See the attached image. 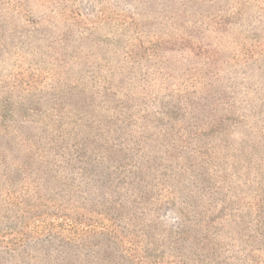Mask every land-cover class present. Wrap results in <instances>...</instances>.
<instances>
[{"label":"rangeland","instance_id":"374dc122","mask_svg":"<svg viewBox=\"0 0 264 264\" xmlns=\"http://www.w3.org/2000/svg\"><path fill=\"white\" fill-rule=\"evenodd\" d=\"M50 86L69 91L61 149ZM133 104L177 160L110 113ZM0 105L27 131L5 136L18 186L0 183V264H264V0H0ZM48 152L79 188L51 215L62 239L22 234Z\"/></svg>","mask_w":264,"mask_h":264},{"label":"trees","instance_id":"16d2710c","mask_svg":"<svg viewBox=\"0 0 264 264\" xmlns=\"http://www.w3.org/2000/svg\"><path fill=\"white\" fill-rule=\"evenodd\" d=\"M50 101H51V106L49 108L46 109V114L50 117L49 121L51 122L53 131L51 132L54 135H57V137L54 139V136L51 137L52 140H54V146L58 147V148H62L63 146H67L69 144V142L71 141V138L65 134V132H63L62 128H64V117L66 114L65 108H66V104H65V98L66 95L69 94V91H65L64 90V86H50ZM110 89H105L104 92H102L101 96H103L104 101L108 102L110 101L109 99V95L107 94V92ZM42 90H39L38 94H34L36 96V98H40V96H44V93L42 92ZM42 95H41V94ZM70 93H72V96L75 97V94L79 95L80 92H73L71 91ZM75 93V94H74ZM95 93V91H94ZM114 99V98H113ZM48 101V100H47ZM178 101V98H177ZM138 104H133L132 106H128L127 108H125L124 106H118V108L114 109L113 111H111L110 113H113L115 115V117H119L122 114H124L125 109L129 112L128 117L129 119V125L133 126V128L131 129V131L136 134H144L143 136L145 137H152L154 139H158L161 140L162 142L159 143V145L162 147L163 150L158 149V151H160V155H159V159H161L164 154V151L168 152L169 148L175 152L171 153V156L177 160V157L174 155V153L179 156V152H176L177 150L174 148L175 145L168 141L167 139L161 137H156L158 133V126L155 125V119H150L147 118L149 113H152V110L150 107H148V105L145 106H141L139 108H137ZM5 109L4 106L0 105V110ZM183 109V110H182ZM180 112L181 114L183 113H188L191 114V109L186 108V105H184L183 103H181V108H180ZM7 119H3L0 120V183H5L7 186H11V193L12 194H16L15 189L18 186L17 183V173L18 170L17 169H12V167L10 166V162L9 164L7 162H5L7 160V158H9V153H14L16 148L15 146L9 145V143H11L10 141L8 142L7 139L5 138L7 133H10L12 131V128L14 130H16V134L17 139H20L23 135L25 136L24 132L27 133V131H25L24 128H21L20 126L18 127V130L16 129L17 127H13V125H9L10 123L6 122ZM157 121V120H156ZM187 126H185L184 130L186 132V135H191V137L193 136L195 129L191 128L192 125L190 124H186ZM15 126V125H14ZM16 126H18L16 124ZM55 128H57L58 130H54ZM23 130V131H22ZM27 130V128H26ZM62 130V132L60 131ZM22 132V133H21ZM206 135H209V133H205ZM57 139V140H56ZM23 140V139H22ZM153 140V139H152ZM36 144L37 143H30L29 145H31L32 147L36 149ZM59 144V145H58ZM67 144V145H66ZM6 147H9V151ZM26 147V146H23ZM33 148V149H34ZM11 149H13V152L11 151ZM27 149V148H26ZM60 149H56L55 151L58 154H63L64 151L60 150ZM34 151V152H35ZM55 152H48V170L50 173H52L51 177L52 179L50 180V182L52 183L51 185H49V189L53 190L50 191L49 189L46 191V188H43L44 191L41 190V188L38 186L36 188V190L34 191V193H28L26 195V198L23 200V203H21L20 205V216H22L25 219H31L29 224L30 226H28V231L22 233L23 235H27L28 233H34L36 232L37 226L39 222H42L44 224L43 230L46 229L47 232H49V234H55L58 236V238L62 239L63 233L61 234L59 230L60 227H56L59 225V223H62L60 221H57L51 217L53 212L55 211H59L62 210V207H64L63 205L67 204H63V202H73L76 200V198H78L79 196H77L78 192H79V188H76L74 190H69L66 186H64L63 182L60 181L58 174L59 172H56L53 168H51V165H55L52 164V160H51V155H58ZM162 159H167L166 158H162ZM171 159V158H170ZM10 166V167H9ZM21 175V173H19ZM45 180H43V182L41 183V185H44ZM47 185V184H46ZM55 191V192H54ZM29 192V191H27ZM71 193V194H70ZM57 197H60V199L58 200ZM109 203V202H107ZM27 206V207H26ZM116 207L113 206V204H110L109 207L105 211V214L108 216H112V214L114 213ZM109 211V212H107ZM111 211V212H110ZM73 217H69V218H64L65 219H70V220H74V221H79L77 219H81L79 215L75 214L74 219H72ZM64 224V223H63ZM62 224V225H63ZM61 225V224H60ZM54 232V233H52ZM69 232H71V229L69 230ZM61 235V236H60ZM103 237V236H102ZM67 239V238H66ZM68 240V239H67ZM24 244V243H23Z\"/></svg>","mask_w":264,"mask_h":264}]
</instances>
